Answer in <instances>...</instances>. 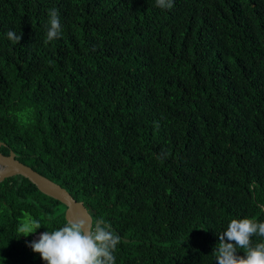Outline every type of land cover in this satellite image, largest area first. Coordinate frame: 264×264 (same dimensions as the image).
<instances>
[{
  "label": "trees",
  "instance_id": "1",
  "mask_svg": "<svg viewBox=\"0 0 264 264\" xmlns=\"http://www.w3.org/2000/svg\"><path fill=\"white\" fill-rule=\"evenodd\" d=\"M0 144L111 223L116 264H216L232 219L264 222V0H0ZM65 214L1 182L0 264H45Z\"/></svg>",
  "mask_w": 264,
  "mask_h": 264
},
{
  "label": "clouds",
  "instance_id": "2",
  "mask_svg": "<svg viewBox=\"0 0 264 264\" xmlns=\"http://www.w3.org/2000/svg\"><path fill=\"white\" fill-rule=\"evenodd\" d=\"M156 6L171 10L174 0H156ZM48 16L46 40L50 42L61 36L63 25L56 8L50 9ZM6 36L13 44H20L22 39L21 32L17 34L12 30ZM159 158H166V154L162 153ZM42 227L39 219L29 215L17 230L23 234L21 237H28ZM218 236L219 243L212 251L216 264H264V243L252 244L253 236L264 238V222L247 217L232 219ZM120 243V235L105 219L89 223L83 218H76L68 219L56 230L41 233L38 241L28 246L40 255L45 264H116L114 253ZM238 249L243 251V256L237 255Z\"/></svg>",
  "mask_w": 264,
  "mask_h": 264
},
{
  "label": "water",
  "instance_id": "3",
  "mask_svg": "<svg viewBox=\"0 0 264 264\" xmlns=\"http://www.w3.org/2000/svg\"><path fill=\"white\" fill-rule=\"evenodd\" d=\"M4 146V144H0V183L17 176L23 177L35 185L44 195L64 204L66 206V220L83 218L89 223L93 222L92 216L87 211L84 202L77 201L61 185L22 164L18 161L15 153L12 152L10 156L4 155L1 152ZM38 239L33 237L31 242L38 241Z\"/></svg>",
  "mask_w": 264,
  "mask_h": 264
}]
</instances>
